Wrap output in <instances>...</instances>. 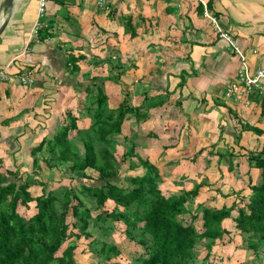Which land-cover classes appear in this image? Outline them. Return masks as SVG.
<instances>
[{
  "label": "crops",
  "instance_id": "0c3cea01",
  "mask_svg": "<svg viewBox=\"0 0 264 264\" xmlns=\"http://www.w3.org/2000/svg\"><path fill=\"white\" fill-rule=\"evenodd\" d=\"M206 13L231 35L250 68L264 69V0H105L102 6L94 0H46L40 24L49 35L39 30L36 41L37 1L14 0L0 33V66L7 64L12 73L0 81V171L18 172L29 165L34 170L42 162L57 171L67 165L53 157L48 161L45 147L59 126L70 123L69 117L75 118L78 130H69L67 138H73L71 146L82 154V140L93 122L91 97L98 87L108 109L125 100L129 106L141 105L139 112L147 114L126 119L115 136L128 137L135 152L157 167L164 194L203 182L198 195L209 186L208 200L204 196L197 203L229 206L234 197L227 196L231 199L225 204L226 197L214 191L226 195L229 188L236 190L232 184L240 182L234 178L240 173L246 180L248 171L255 178L256 169L248 167L244 153L264 144V134L240 127L264 129V122L257 95L249 105L224 98L240 59ZM26 67L35 72V81L27 86L16 74ZM43 139V148L33 154ZM202 156L209 169L215 166L213 178L193 172ZM232 168L240 173L234 170L229 179ZM191 177L197 181L190 183ZM26 181H32L28 190L33 196L41 193L37 182L42 180ZM69 181L62 170L48 184L53 189ZM172 185L175 191L165 193Z\"/></svg>",
  "mask_w": 264,
  "mask_h": 264
},
{
  "label": "trees",
  "instance_id": "16d2710c",
  "mask_svg": "<svg viewBox=\"0 0 264 264\" xmlns=\"http://www.w3.org/2000/svg\"><path fill=\"white\" fill-rule=\"evenodd\" d=\"M41 30L43 35H49L47 27ZM45 36L41 35V39ZM90 79L93 83L97 80ZM256 97L264 122V92ZM105 100V94L97 87L90 104L94 110L93 122L82 140V154L71 146L73 138H67L69 130H78L74 117H69L70 123L59 126L47 141L48 161L54 158L60 163L68 162L63 169L64 176L73 180V172L77 171L80 178L90 179L86 182L76 179L78 193L73 189L63 192L60 211L55 208L57 198L53 189L45 183L37 182L41 185V193L33 196L28 190L32 181L22 180L17 171H0V264H76L73 256L76 244L69 240L73 235L75 239L81 235L89 237L86 229L92 208L98 211L93 217L97 221L108 218L121 221L129 235L131 230H137L140 235L137 244L144 249L143 255L135 259L140 264H193L195 248L202 241L206 249L202 257L204 264H234L222 262L216 253L211 256L214 241H232V231L245 237V248L252 252L253 258L264 256V144L258 150L245 152L248 167L256 169L255 178L247 172L245 189L249 190L248 194L238 195L244 187L238 191L232 189L234 199L229 206L197 203L193 207L191 200L198 195L203 182L182 189L178 194H164L156 180L157 167L140 158L132 143L121 159L137 158L144 172L127 176L128 187L119 184L111 136L121 133L126 119L131 116L140 119L147 114L139 112L141 105L129 106L125 100L108 109ZM240 130L264 134V129L250 124H242ZM44 141L33 149V154L43 148ZM128 166L133 167L134 163L130 160ZM88 169L96 173L95 177L87 174ZM106 201L113 203L111 209L104 208ZM87 202L92 206H87ZM31 206L35 211L27 217ZM69 212L71 220L67 221ZM137 223L140 226H135ZM119 253L114 244L100 247V254L107 263Z\"/></svg>",
  "mask_w": 264,
  "mask_h": 264
},
{
  "label": "rangeland",
  "instance_id": "374dc122",
  "mask_svg": "<svg viewBox=\"0 0 264 264\" xmlns=\"http://www.w3.org/2000/svg\"><path fill=\"white\" fill-rule=\"evenodd\" d=\"M85 113L90 116V113H87V111ZM84 127L86 129V126ZM85 129H82V130L84 131ZM113 137L115 138L114 142L116 141V139L118 140V143H114V145L116 144L115 146L112 145V149L115 153L114 156L118 163L117 181H119L120 185L128 187L130 185V182L127 180V176L135 175V174H143L144 168L141 166V164L138 162V159L135 157H132V158L126 157V159H123V160L121 159L123 152L127 150V148L130 146V140L128 139V137L127 138L124 136L117 137L115 135H113ZM117 144L118 146L120 144V146L117 147ZM205 158L206 156H202L203 160L202 162L200 161V166H195L194 167L195 170L194 169L192 170L195 174L199 175L200 178L202 176L204 177L208 176L207 174H209L210 177L213 178L215 175H217L218 172L215 166L209 169L208 167L210 165L208 167L205 165ZM130 160L131 162L134 163L133 167L128 166ZM213 162L214 161H211L212 164ZM235 162L236 161H234V163ZM39 165L40 167L39 168L35 167L34 170L30 167V165L25 169L19 168L17 174L20 175L22 180H25V179L28 180V179H32L36 177L37 179L42 180L43 183L45 182L47 187L51 189L52 186L48 184V181H52L53 179L57 178L58 175L61 173V171L64 169V167L63 166L62 168L59 167L60 170L57 171L56 169L51 167V164H44L42 162V163H39ZM234 170L236 169L234 168ZM234 170L232 168L231 170H229L231 174L227 173V175H230L229 179L231 178V176L233 175L235 176ZM239 173L240 171H238V174ZM87 174H90L91 177H95L96 173L92 170H89ZM80 176H81L80 173L75 171L73 172L74 179L73 180L70 179L69 185L62 183L60 186H58V188H55L53 186V191L57 198V201L55 202V208L57 211H60L62 209V205H63L62 201L64 198L63 192L66 189L67 190L73 189L75 193H78L77 181L82 180L86 182L87 180H90L85 177L80 178ZM234 178L238 179V181L240 182L238 183L231 182V183H234L232 184V187L236 188L237 191L242 190L241 187H244V190H245L246 178L243 177V174L240 173V175H237ZM205 179H207V177ZM189 180H190V183H193L194 181L195 182L197 181V178L191 177L189 178ZM160 183L163 184L162 181H160ZM179 185L183 186V183H179ZM175 186L176 185H172L170 186L169 189L166 188L164 192L171 193L175 191L176 189ZM209 190H210L209 186L207 188L203 187V190H201L200 195H198L197 198L193 200L194 203L192 204V206L194 207L195 204H197V202L203 199L204 196H205L204 197L205 201L208 200L207 194H209ZM232 192H233L232 189L229 188L227 191V194H229L233 198L234 195ZM214 194L215 196L218 195L220 197L221 196L226 197L225 200L222 197L223 198L222 201H224L223 203L225 204L230 203L231 197L230 198L227 197V194L221 195L220 190L216 192L214 191ZM239 194L241 193H238V195ZM79 197L84 199V197L81 195H79ZM112 204H113L112 202L106 201V203L104 204V208L106 207V208L111 209ZM87 206L91 207L92 203L87 202ZM120 209L122 211L124 210L122 208ZM31 210L32 211L28 210L26 212L27 217L34 212L35 210L34 206L31 207ZM97 212L98 211L96 209L92 208V212H91L92 216H91V219H89L88 227L86 229V231L90 234L89 237H84L83 235H81L79 238L75 239L73 235V238L69 240V243L75 242L76 244L74 252H73L74 254L73 256H74L76 264H108L109 262H115L116 264H140V262L136 260L137 258L139 259L143 255L144 249L141 245L137 244L138 240L140 239V235L139 233H137V230H131L130 231L131 235H129L125 233L124 231L125 226L121 221L113 220V219L110 220V218L106 219L103 222L97 221L95 218H93ZM185 218L188 219V216L186 215ZM70 220H71V216L69 212L67 215V221H70ZM135 226H140V224L137 223ZM231 235H232V238H231L232 241L230 242L228 241L225 243L219 240L214 241L212 250H211V256H213L216 253L218 255L216 257L217 258L220 257L223 260L222 262L228 261L234 264H264V256L260 255L258 259H255L253 258L252 252L245 248V245H244L245 237L243 236L241 237V235H237L235 231H232ZM102 244L116 245V247L120 251L119 255L112 257L111 261H108V263L105 262L104 257L100 254V247ZM195 251H196V255H195L193 264H204V261L202 259L204 253L206 252L204 241L200 242L197 245V248H195Z\"/></svg>",
  "mask_w": 264,
  "mask_h": 264
},
{
  "label": "built area",
  "instance_id": "2783aa9c",
  "mask_svg": "<svg viewBox=\"0 0 264 264\" xmlns=\"http://www.w3.org/2000/svg\"><path fill=\"white\" fill-rule=\"evenodd\" d=\"M37 1V20L33 26L32 40H38V31L42 28L40 24V19L45 13L46 0H36ZM97 6H102L105 0H94ZM211 23L213 24L216 32L221 38H224L229 44L233 52L239 56L240 65L237 69L235 78L227 83L224 88L223 96L225 99H232L235 102L242 103L243 105H249L252 96L263 95V83H264V69L260 66L250 68L246 61V56L241 53L238 47L235 45L231 35L223 30L220 25L216 22V19L208 15ZM255 53V50H252ZM17 78L20 84L25 86L31 85L35 81V72L32 68H19L16 72ZM12 73L9 72V66L5 64L0 66V81L8 80Z\"/></svg>",
  "mask_w": 264,
  "mask_h": 264
},
{
  "label": "water",
  "instance_id": "95a60500",
  "mask_svg": "<svg viewBox=\"0 0 264 264\" xmlns=\"http://www.w3.org/2000/svg\"><path fill=\"white\" fill-rule=\"evenodd\" d=\"M14 0H2L0 3V33L10 18Z\"/></svg>",
  "mask_w": 264,
  "mask_h": 264
}]
</instances>
